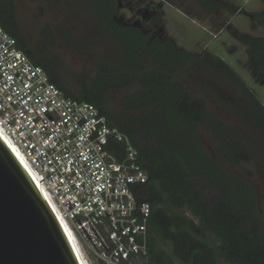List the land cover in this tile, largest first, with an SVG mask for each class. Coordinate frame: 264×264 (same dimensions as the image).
I'll return each mask as SVG.
<instances>
[{
	"label": "trees",
	"instance_id": "trees-1",
	"mask_svg": "<svg viewBox=\"0 0 264 264\" xmlns=\"http://www.w3.org/2000/svg\"><path fill=\"white\" fill-rule=\"evenodd\" d=\"M207 10L227 7L217 0H199ZM102 25L125 43L118 66L102 61L97 73L73 90L59 72L49 43L59 37L66 46L73 32L65 24L46 25L32 42L19 24L13 0H0V22L18 46L68 96L97 105L111 125L126 133L139 150L148 174L142 198L152 205L149 264H264V220L256 186L236 168L261 162L241 126L229 123L210 105V92L200 93L180 76L183 67L198 64L235 83L244 97L243 110L264 130V103L238 73L210 52L178 48L170 37L117 18L120 0H85ZM264 2V0H263ZM237 11L236 8H233ZM258 17L264 27V10ZM247 47L255 77L264 83V37L230 29ZM55 40V41H54ZM112 90H125L119 110L107 107ZM197 179L209 182L216 194L204 197ZM187 210L199 223L187 215ZM171 245V253L163 247Z\"/></svg>",
	"mask_w": 264,
	"mask_h": 264
},
{
	"label": "built area",
	"instance_id": "built-area-1",
	"mask_svg": "<svg viewBox=\"0 0 264 264\" xmlns=\"http://www.w3.org/2000/svg\"><path fill=\"white\" fill-rule=\"evenodd\" d=\"M0 129L91 264H149L138 148L97 105L68 96L1 22Z\"/></svg>",
	"mask_w": 264,
	"mask_h": 264
},
{
	"label": "rangeland",
	"instance_id": "rangeland-1",
	"mask_svg": "<svg viewBox=\"0 0 264 264\" xmlns=\"http://www.w3.org/2000/svg\"><path fill=\"white\" fill-rule=\"evenodd\" d=\"M19 24L32 42L48 41L53 33L41 36L46 25L54 30L60 24L73 32V43L66 46L59 37L49 43V52L58 58V72L68 80L69 86L79 91L81 83L91 80L97 73V65L105 61L109 67L118 66L123 57L125 43L105 29L98 14L85 0H13ZM117 18L126 23H137L143 29L162 34L174 40L178 48L193 52H210L221 57L243 79L247 86L264 103V83L259 81L250 63L247 47L232 34L231 28L252 36H264V27L258 17L264 10L263 0H219L227 7L207 10L199 0H120ZM233 8L238 10L233 12ZM232 19V20H231ZM180 76L190 88L210 92V107L229 123L241 126L247 140L260 157L236 168L257 189L259 211L264 220V130L253 122L243 110L244 97L240 88L226 80L219 72L190 64L182 68ZM125 90H112L106 98L107 107L119 110L120 97ZM206 199L216 194L209 183L197 179ZM196 224L198 219L187 210ZM171 253V245L163 247ZM81 256V254H80ZM82 257V256H81ZM83 259V258H82ZM84 264H90L88 261ZM177 264H181L177 262ZM226 264V263H223Z\"/></svg>",
	"mask_w": 264,
	"mask_h": 264
},
{
	"label": "water",
	"instance_id": "water-1",
	"mask_svg": "<svg viewBox=\"0 0 264 264\" xmlns=\"http://www.w3.org/2000/svg\"><path fill=\"white\" fill-rule=\"evenodd\" d=\"M0 264H81L52 208L1 136Z\"/></svg>",
	"mask_w": 264,
	"mask_h": 264
},
{
	"label": "bare ground",
	"instance_id": "bare-ground-1",
	"mask_svg": "<svg viewBox=\"0 0 264 264\" xmlns=\"http://www.w3.org/2000/svg\"><path fill=\"white\" fill-rule=\"evenodd\" d=\"M0 136L3 138V140L6 142V144L9 146V148L12 150V152L15 154V156L18 158V160L20 161V163L22 164V166L25 168V170L28 172L29 176L32 178V180L35 182V184L37 186H39L38 182L36 181V177H35V173L34 171L32 170V168L30 167V165L28 164V162L25 160V158L22 156V154L16 150L14 144L8 139V137L6 135H4L2 132H1V129H0ZM43 192V191H42ZM51 207L53 206L52 204H50ZM53 208V207H52ZM64 233L66 234L69 242L71 243L72 245V248L73 250L75 251L77 257L79 258L80 260V263L81 264H84V261H88V258L87 256L85 255V253L83 252L77 238L75 237L72 229L70 228V226H68V224L63 221L62 219H60L59 217H57ZM81 254V256H80ZM83 258V259H82ZM90 263V262H89ZM91 264V263H90Z\"/></svg>",
	"mask_w": 264,
	"mask_h": 264
},
{
	"label": "crops",
	"instance_id": "crops-1",
	"mask_svg": "<svg viewBox=\"0 0 264 264\" xmlns=\"http://www.w3.org/2000/svg\"><path fill=\"white\" fill-rule=\"evenodd\" d=\"M217 1H219V0H217ZM233 12H234V13H237V12H238V10H237V11H234V9H233ZM231 20H232V19H231ZM235 29H236V28H235ZM238 30H239V29H238ZM263 37H264V36H263Z\"/></svg>",
	"mask_w": 264,
	"mask_h": 264
}]
</instances>
